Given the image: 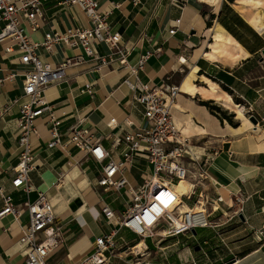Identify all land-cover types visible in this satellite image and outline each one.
<instances>
[{
	"label": "crops",
	"instance_id": "obj_1",
	"mask_svg": "<svg viewBox=\"0 0 264 264\" xmlns=\"http://www.w3.org/2000/svg\"><path fill=\"white\" fill-rule=\"evenodd\" d=\"M63 1L42 0L45 19L41 21L38 30H32L30 23L25 22L26 31L33 41L42 42L48 32L90 25L84 12L77 6L64 4ZM98 1L100 11L107 13L111 29L121 34L120 45L127 48L131 64H136L146 50L154 51L144 67L137 72L143 83L158 85L166 82L177 86L176 81L185 66H198L199 77L205 75L214 78L218 85L226 87L227 91L223 92H228L234 103H245L249 109L251 105L250 113L258 116L257 125L240 130L243 127L241 120L236 125L223 124L206 106L201 107L204 105L197 104L182 91L177 97V107L174 108L176 121L180 120L175 112L184 120L178 122V126L188 138L192 158L197 161L191 164L198 173L206 170L208 175V179L202 182L204 192L209 193L211 199L216 197V193L226 199L232 198L230 193H235L244 200L234 203L225 216L221 212L212 213V227L196 228V234L193 231L189 233L194 237L195 245H200L206 254L219 252L225 247L230 249L215 260L217 264H229L233 259L236 260L234 264H264V60L261 59L264 32H257L259 43L255 46L245 41V33L241 28L235 29L241 37L239 40L219 20L220 13L226 6L250 26L240 9H245L246 12L257 9L252 4L243 5L237 0L224 1L218 13L214 8L219 2L213 0H206L210 4L200 0H140L137 4L133 0ZM261 11L264 12V0ZM210 16L245 49L246 54L237 62L213 61L216 64L209 68L201 62L203 57L193 59L196 48L202 43L203 31L209 27L207 19ZM177 20H180L177 32L170 34V29L177 25ZM194 31L196 34H193ZM157 48L162 51L157 52ZM190 48H193V54L189 58ZM96 49L98 57L109 60L111 50L104 43L96 44ZM38 54L44 61L58 65L69 57L84 55V51L82 48L58 43L51 51L39 47ZM118 56L100 69L97 66L101 64V59L97 58H86L85 61L73 64L67 68L65 79L47 89L46 99L50 109L36 120L38 134L32 136L36 168L31 172L33 191L27 193L21 188L15 189L11 183L20 152L17 127L20 103H15V100L22 94L23 66L19 63L18 53L6 54L0 44V185L12 195L17 204L35 200L39 192L47 193L63 231L62 245L49 256L51 264L78 262L92 251L95 238L114 230L115 225L103 214L102 207L105 203L119 215H123L126 210L128 196L124 190L105 191L97 186L101 169L97 162L74 147L64 151L59 147L47 146L52 117L61 121L59 132L63 139L68 138L79 120H84L90 134L114 151L116 149L112 148V144L116 138L143 123L144 109L133 100V93L123 83L130 72L120 64ZM182 56L190 59L191 64H186L188 60ZM181 58L185 60L184 64L180 61ZM15 71L19 75L10 79V74ZM183 78L179 83L181 86ZM6 107L8 110L3 112ZM198 115L202 117L198 119ZM112 118H116L118 127L108 125ZM127 118L134 125L126 126L124 121ZM198 128L205 129L206 133L201 134ZM185 161H189V158L186 157ZM198 163L202 165L201 169ZM138 164L143 167L140 183L132 175V169ZM150 172L148 161L137 156L127 177L133 185H141ZM61 174H64V178L59 187ZM189 185L190 182L182 187L186 186L188 191ZM200 189L198 187L196 191ZM177 191L184 194L180 187ZM113 192L120 195L116 197L123 199L122 204L113 206V200L107 201L109 193ZM183 202V209L184 204L191 206L189 201L184 199ZM224 206L227 209L226 205H222ZM2 207L3 200L0 196V210ZM239 208H242V212L235 216L234 211ZM208 212H211L210 207ZM27 222L28 216L25 215L22 223ZM185 235L172 237L171 242H180L179 238ZM257 236H261L262 240ZM20 237L21 225L12 216H5L0 221V264H26L18 243ZM136 237L138 236L129 229L122 227L116 239L118 243L122 242V247L127 248L126 244L130 243L132 248L137 244ZM144 242L148 246L146 254L152 248L157 250L170 247L159 246L156 240L150 238ZM172 251H175L173 254L177 253L174 249ZM195 252L202 253L201 249ZM114 261L117 260L114 259L112 263ZM193 261L197 262L195 259Z\"/></svg>",
	"mask_w": 264,
	"mask_h": 264
},
{
	"label": "built area",
	"instance_id": "obj_2",
	"mask_svg": "<svg viewBox=\"0 0 264 264\" xmlns=\"http://www.w3.org/2000/svg\"><path fill=\"white\" fill-rule=\"evenodd\" d=\"M133 1L136 4L140 2ZM200 1L210 4L206 0ZM218 1L222 5L227 0ZM63 3L77 6L88 17L90 25L48 32L42 42H35L28 35L24 24L30 23L34 31L41 27V21L45 19L42 0H0V44L6 54L18 53L19 63L23 66L22 94L15 100V103H20L17 120L20 152L18 164L14 168L12 186L27 193L33 191L31 172L36 165L32 136L38 134L37 118L50 109L46 99L47 89L65 79L67 68L73 64L85 61L86 58H97L101 59V64L97 66V69H100L109 65L116 59L115 56L119 55L120 64L130 72L123 83L133 93V100L143 107L144 121L113 141L112 148L116 149L117 153L94 138L84 125V120H79L68 138L63 139L59 132L61 121L55 117L51 118L52 126L47 146L59 147L64 151L77 148L101 166L98 187L105 191L124 190L128 196L123 215L117 214L108 203L103 205L105 218L113 223L115 228L111 233L95 238L92 251L74 264H112V258L116 256L115 250L119 249L116 236L122 227L141 238L151 240L177 237L191 233L196 228L212 227V213L221 212L225 216L234 203L244 200L235 193H230L232 198L229 199L216 193V197L211 199L209 193L204 192L202 182L208 179V175L206 170L198 173L193 167L192 164L197 161L192 158L188 138L174 116V105L178 94L181 93L178 86L166 82L150 85L140 80L137 72L144 67L154 51L146 50L136 64H131L128 61L127 48L120 45L121 34L111 29L107 13L100 11L98 0H64ZM178 23L180 20L170 29V34L177 32ZM58 43L82 48L84 55L69 57L56 65L44 61L38 54L39 47L51 51ZM99 43H104L111 50L109 60L97 56L96 44ZM156 51L160 52L162 49L157 48ZM18 75L15 71L9 78ZM7 110L8 107L3 112ZM124 123L129 127L134 125L129 118ZM108 125L112 128L118 127L116 118H112ZM137 156L145 158L151 166L150 174L144 177L141 185H133L127 177ZM186 157L189 161H185ZM201 166L198 163L200 169ZM63 178L64 174H61L59 183ZM190 179L194 180L191 182L193 186L169 206L165 205L160 195L165 191L175 190L177 184ZM198 187L201 189L197 192ZM0 196L3 200L0 221L10 215L21 225L18 243L26 264H51L48 261L49 256L62 245L63 231L47 193L39 192L35 200L17 204L12 195L0 185ZM193 197H196L194 207L200 205L201 210H194V207L191 210L183 209L184 199ZM222 205H226L227 209ZM208 207L211 212H208ZM241 212L242 208H239L234 211V215L239 216ZM25 215L28 216V222L23 224L22 218ZM177 221L181 226L177 225ZM257 238L262 240L261 236ZM126 246L129 248L127 244ZM143 251H148L147 245L143 247L142 252L133 250V253L140 256ZM201 251L207 255L202 248ZM194 263L197 264L195 261Z\"/></svg>",
	"mask_w": 264,
	"mask_h": 264
},
{
	"label": "rangeland",
	"instance_id": "obj_3",
	"mask_svg": "<svg viewBox=\"0 0 264 264\" xmlns=\"http://www.w3.org/2000/svg\"><path fill=\"white\" fill-rule=\"evenodd\" d=\"M237 1H238V3L243 4V5L244 4H252L255 7L254 0H237ZM261 2H262V4L259 8L255 7L257 9L256 11L253 9H249L248 12H246L245 9H242V8L240 9L241 12L244 14L245 18L247 19V21L251 24L250 26L254 30L255 34H258L257 32H260V33L264 32V28L263 29L257 28L253 25V22H251V20L254 16L260 15L262 18L263 26H264V12L261 11V8L263 6V0H261ZM210 9H212V8H210ZM208 21H211V27H207L205 29V31L208 29H211L212 30V36L207 38V39L204 37H201L202 43L196 48L194 58L195 57H198V58L203 57L200 59L201 62H204L209 68H211V67H214V64H216L213 61L219 60L218 62L235 63L239 60V58H241L243 55H245V53H243L242 56L236 57L238 46H235L233 44V42H234L233 38L225 33L224 28L219 23H215L214 18L211 19V16H210L207 19V22ZM207 26H208V24H207ZM243 31L245 33L243 35L245 37V41H247L249 43H253L255 46L259 43L255 34L251 36L249 31H247V32H245V30H243ZM193 34H196V31H194ZM217 34L221 35V38H219V40H217L214 37V35H217ZM263 36H264V34H263ZM227 37H229V38H227ZM227 40L230 42L228 43ZM204 42H206V45H205L206 51L208 53H214L216 55V58L206 56L198 50ZM239 46H241V45H239ZM189 53H190V55L188 57L190 58V57H192V54H193V48H190ZM182 57H185V56H182ZM189 62H190V59L187 61L186 64H191ZM188 66L189 65L185 66V69L180 74L179 78L176 81V84L178 85L180 83L181 79L183 78V76L188 73L183 78V80L181 82L183 85V90H184L183 92L188 94L187 97H191V99L194 100L197 104H200L201 101L209 102L210 106L213 107L214 113L219 114L218 116L223 118V121H222L223 124L236 125L240 121V119L237 118V114L235 112L236 109L231 107V106L229 107L226 105V104H228L227 103V101H228L227 95L229 94L228 92H223V91H227L226 87L224 85H221V84L218 85L216 83L217 80H215L212 77L210 78V77L205 76V75H201V77H199L198 73L193 72L192 65L189 67ZM191 68H192V70H191ZM198 72H199V69H198ZM184 80L185 81L188 80V84H186ZM210 83H213L215 88H210V86H211ZM192 85H194L197 88H200L201 94L187 92L188 89H190V86H192ZM221 102H223V103H221ZM238 104H241L242 106L245 107V115L249 119L250 115H252L251 114L252 112L250 111L249 106H246L245 103H238ZM201 107H205V106H201ZM201 109H203V108H201ZM203 110H205V109H203ZM175 114H176L177 118L180 120L178 122L181 123L183 119L181 118L180 114H178L177 112H175ZM227 116H229L230 120L226 119ZM200 117H202V116L198 115V119ZM255 117H258V116H255ZM192 120H190V121H192ZM190 121H187V122H190ZM242 123H243V127L240 130H242L246 127H250L249 124H245L243 121H242ZM185 128H187V127H185ZM188 131H189V129H188ZM142 169H143V167L140 164H138V166L136 165L132 169V175L139 181V183L142 181L141 176H140ZM189 181H190L189 188H191L193 186L191 182H194V180L190 179ZM176 191H177V189H176ZM118 195L119 194L117 192L116 193H114V192L109 193V198L107 199V201L110 202L113 200V202H112L113 206L118 205V204H122L123 199L117 198L116 196H118ZM185 200L189 201V203H191V206H194L196 197H193L192 199H189V200H187V199H185ZM210 220H212V219H210ZM136 239H137V243H140L141 241L145 240L144 238H141L139 236L136 237ZM147 239H149V238H147ZM171 241H173L172 238L156 239V242L159 244V246H162V247L170 246L169 249H171V251H168L169 249H166V248H163V249L157 248V250H153V248H152V251L150 253L146 254L147 251H143L142 255H140V256L139 255L137 256L136 254L133 253L132 248H130L131 247L130 243L128 245L129 248L122 247V245H121L122 242L118 243L119 249L115 250L116 257L113 258L112 261L114 259L117 260V261L113 262L115 264H195L193 261L195 259L197 261L196 262L197 264H200L202 262H208V264H211L210 262H214V264H217V263H215V260L218 259L219 256L224 255L225 251H226V253L230 251V249H227V247H225L224 250H221L219 252H214L213 254H209V252H207V255L202 254L201 252L196 253L195 252V246L196 245H195L194 237L191 236L189 233L186 234L185 236H181L179 238L180 242H176V241L171 242ZM142 243L140 245H142ZM173 249L176 250L177 253L173 254V252H175V251H172ZM233 258H235V257L233 256ZM137 262H140V263H137ZM234 263H231V264H234Z\"/></svg>",
	"mask_w": 264,
	"mask_h": 264
},
{
	"label": "bare ground",
	"instance_id": "obj_4",
	"mask_svg": "<svg viewBox=\"0 0 264 264\" xmlns=\"http://www.w3.org/2000/svg\"><path fill=\"white\" fill-rule=\"evenodd\" d=\"M207 1H208V0H207ZM213 1H217V2H219L218 0H213ZM254 2H255L254 5H255L256 8H259V7L261 6V4H262L261 0H254ZM220 6H221V5H220V2H219L218 4H216V6H215V8H214V10H215L216 13L219 12V10H220ZM251 22H253V25H254L255 27H257V28H262V29L264 28L263 23H262V18H261L260 15H256V16H254V17L252 18ZM203 32H204V37H205L206 39L212 36V30H211V29H208V30L203 31ZM214 37H215L217 40H219V38H221V35H220V34H217V35H214ZM233 41H234L233 44H234L235 46H238V49H237V56H236V57H240V56H242L243 53L246 54L245 49H244L242 46H239V45H240L239 42H238L237 40H235V39H233ZM196 42H197V41H196ZM227 42L229 43L230 41L227 40ZM205 45H206V42H204V43L200 46V48H199L198 50H199L202 54H204V55H206V56H209V57H212V58H216V55H215L214 53H208V52L206 51V49H205ZM196 59H198V57H195V58H194V60H196ZM181 62L184 64V63H185V60L182 59ZM198 69H199V67H198V66H195V67L193 68V72H194V73H198ZM184 81H185V80H184ZM185 83L188 84V80H186ZM210 85L212 86V87L210 86V88H215L213 83H210ZM177 86H178V89H179L180 91L183 92V90H182L183 85L181 86V85L179 84V85H177ZM216 91H217V90H216ZM187 92L201 94V89L195 87L194 85H192V86H190V89H188ZM179 94H180V93H179ZM179 94H178V96H179ZM178 96H177V97H178ZM227 97H228V101H227L228 104H226V105L229 106V107L231 106V107H233V108L236 109L235 112H236V114H237V118L240 119L241 121H243L245 124H249L250 127H254V124H253L251 121H249V119H248L247 116L245 115V107L242 106L241 104H236V103H234L233 98H232V96H231L230 94H228ZM176 104H177V101L175 102V105H176ZM175 105H174V108L177 107V106H175ZM184 115H185V114H184ZM188 115H189V114H188ZM205 122H206V121H205ZM198 129H199V132H200L201 134H205V133H206V130H205V129H203V128H198ZM208 130H209V129H208ZM211 180H212V179H211ZM215 181H216V180H215ZM188 182H190V181H182V182H180L179 184L176 185L175 190H169V191H165L164 193H162V194L160 195V198L163 200L164 204L167 205V206H169V205L171 204V202H173L175 199H177V198H179L181 195H183V194H180L178 191H176V189H177L178 187H180V188L182 189V192H183V193H186V192H187L186 186H184V187H182V186H183L185 183H188ZM62 184H63V182H61L58 186L60 187V186H62ZM193 207H194V206H188L187 204H184V209H185V210H191ZM200 208H201L200 205H196V206L194 207V210H201ZM177 225H178V226H181V223H180L179 221H177ZM142 242H143V243H142ZM141 243H142V245H140ZM145 246H146V243H145L144 241H141L140 243H137V245L134 246L132 249H134V251H138V252L140 253V252H142L143 247H145Z\"/></svg>",
	"mask_w": 264,
	"mask_h": 264
},
{
	"label": "trees",
	"instance_id": "obj_5",
	"mask_svg": "<svg viewBox=\"0 0 264 264\" xmlns=\"http://www.w3.org/2000/svg\"><path fill=\"white\" fill-rule=\"evenodd\" d=\"M224 13V14H223ZM223 15V16H222ZM219 20L221 21V23L227 27V29L229 31H231L233 33V35H235V37H237L239 40L241 39L240 35L236 32V28H241L242 30H245V32L249 31L250 34L254 35L255 32L254 30L251 28V26H249L247 23H245L237 14H235L229 7L224 6L223 10L220 13L219 16ZM208 26L211 27V21L207 22ZM256 38L259 37L258 34H255ZM203 69H201V74H203ZM201 105L206 106L210 112L214 115H216L221 122L223 121V118L218 116L219 114H215L213 111V107L210 106L209 102L207 101H201L200 102ZM226 119H229V116L226 117ZM232 123V122H231Z\"/></svg>",
	"mask_w": 264,
	"mask_h": 264
},
{
	"label": "water",
	"instance_id": "obj_6",
	"mask_svg": "<svg viewBox=\"0 0 264 264\" xmlns=\"http://www.w3.org/2000/svg\"><path fill=\"white\" fill-rule=\"evenodd\" d=\"M262 60H264V49L262 50ZM249 120L254 124V125H257L258 123H259V120L254 116V115H251L250 117H249ZM193 232H194V234H196V231L195 230H193ZM201 249V246L200 245H197L196 247H195V251H199ZM236 260L235 259H233V260H231L230 262H229V264H231V263H233V262H235Z\"/></svg>",
	"mask_w": 264,
	"mask_h": 264
}]
</instances>
